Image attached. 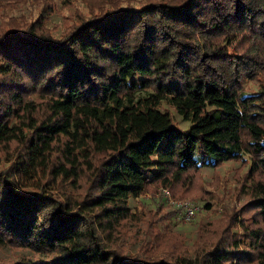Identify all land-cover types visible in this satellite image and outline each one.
Instances as JSON below:
<instances>
[{"label":"trees","instance_id":"obj_1","mask_svg":"<svg viewBox=\"0 0 264 264\" xmlns=\"http://www.w3.org/2000/svg\"><path fill=\"white\" fill-rule=\"evenodd\" d=\"M87 6L58 34L39 18L0 28V144H13L0 165V246L44 254L8 264L259 261L264 0ZM244 78L258 87L244 90ZM163 103L189 125L174 124ZM226 159L246 165L249 197L223 211L206 248L152 256L155 242L136 253L107 243L134 215L129 196L151 184L175 192L187 180L179 197L199 187L200 166Z\"/></svg>","mask_w":264,"mask_h":264},{"label":"rangeland","instance_id":"obj_2","mask_svg":"<svg viewBox=\"0 0 264 264\" xmlns=\"http://www.w3.org/2000/svg\"><path fill=\"white\" fill-rule=\"evenodd\" d=\"M100 1L102 0H0V28L14 20L29 21L39 18L47 30L58 34L68 21L87 13L88 4ZM131 1L137 3L140 0ZM242 84L244 90L258 87L257 81L252 78H244ZM161 107L170 111L174 124L180 127L189 125V120L183 118L171 105L163 103ZM12 146L13 144H0V165L7 163L6 157L12 152ZM238 164L239 160L226 159L215 166H200L196 183L199 187L195 186V189L188 190L179 197L175 193L183 187L191 186L187 180L184 181L185 186H174L175 192L151 184L140 194L129 196L130 210L134 215L119 222L114 232L107 237V243L126 253H136L141 251L142 243L155 242L156 249L151 253L152 256H172L177 253L192 255L197 246L206 248L222 226L225 218L223 211L227 207L238 209L249 197L248 185H241L246 165L238 167ZM183 200H188L195 206L193 214L187 220L181 216L179 202ZM240 214L241 209L236 215ZM39 256L44 254L26 247L7 244L0 246L1 264ZM244 264H264V257Z\"/></svg>","mask_w":264,"mask_h":264},{"label":"built area","instance_id":"obj_3","mask_svg":"<svg viewBox=\"0 0 264 264\" xmlns=\"http://www.w3.org/2000/svg\"><path fill=\"white\" fill-rule=\"evenodd\" d=\"M179 205L181 206L182 218L184 220L189 219L195 210V206L190 204V202L188 200H183V201L179 202Z\"/></svg>","mask_w":264,"mask_h":264}]
</instances>
